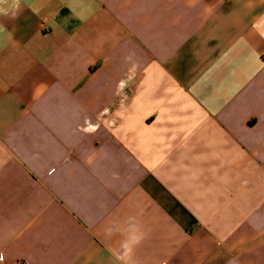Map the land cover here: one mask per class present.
Masks as SVG:
<instances>
[{
    "label": "crops",
    "instance_id": "obj_1",
    "mask_svg": "<svg viewBox=\"0 0 264 264\" xmlns=\"http://www.w3.org/2000/svg\"><path fill=\"white\" fill-rule=\"evenodd\" d=\"M264 264V0H0V264Z\"/></svg>",
    "mask_w": 264,
    "mask_h": 264
},
{
    "label": "clouds",
    "instance_id": "obj_2",
    "mask_svg": "<svg viewBox=\"0 0 264 264\" xmlns=\"http://www.w3.org/2000/svg\"><path fill=\"white\" fill-rule=\"evenodd\" d=\"M142 238L143 234L140 233L138 229H134L129 237V240L124 245L126 249V254L124 257H122V259L124 260V264H131L133 248L135 245L140 243Z\"/></svg>",
    "mask_w": 264,
    "mask_h": 264
}]
</instances>
